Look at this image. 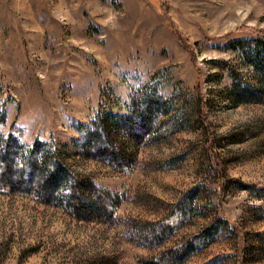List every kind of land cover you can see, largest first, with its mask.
<instances>
[{"label": "rangeland", "instance_id": "1", "mask_svg": "<svg viewBox=\"0 0 264 264\" xmlns=\"http://www.w3.org/2000/svg\"><path fill=\"white\" fill-rule=\"evenodd\" d=\"M251 28L264 0H0V264H160L213 224L182 264H264V194L245 186L264 185V92L236 87L251 81ZM100 128L123 166L85 140ZM51 156L118 193L110 218L35 197ZM191 194L187 221L153 235Z\"/></svg>", "mask_w": 264, "mask_h": 264}, {"label": "trees", "instance_id": "2", "mask_svg": "<svg viewBox=\"0 0 264 264\" xmlns=\"http://www.w3.org/2000/svg\"><path fill=\"white\" fill-rule=\"evenodd\" d=\"M251 32L258 33L257 36L249 39H239L242 44L239 46L241 55L246 58L245 64L247 71L251 77V81L247 84L236 87H241V90L251 92L254 87L256 89H262L264 92V28H251ZM178 36H181L178 34ZM186 45L189 44L188 40H185ZM251 83V84H250ZM198 86V83H196ZM195 86V87H196ZM264 97H257L256 99H263ZM146 100H142V105L145 106ZM202 107L205 110L207 103H202ZM205 123V119H203ZM100 134H96L94 131H87L85 133V140L87 142L96 143L103 146V153L99 157L108 164L114 166H123V162L120 158L113 156V145L107 138L104 129H99ZM97 147V146H96ZM33 149L34 146L32 145ZM30 150V152L23 158L21 162V172L19 180L29 187V192L32 190V172L37 169V152L36 150ZM49 149L56 150V146L53 141L49 142ZM105 151V152H104ZM104 154H107L106 156ZM122 157V152L118 154ZM10 155L5 153L0 154V185H9L8 179L10 177L8 164ZM42 179L38 185V189L35 190V197L43 202L59 203L63 210L68 212L71 216L76 218H96L100 220H106V217L113 214L116 205L118 193L113 190L98 185L95 181H91L84 178L77 171L67 170L63 167L61 160L57 157L51 156L49 161L45 164L41 170ZM240 183V182H239ZM243 185L242 183H240ZM247 186L254 193L264 194V185L256 186L255 184H248ZM22 188V186H21ZM20 188V189H21ZM25 188L23 187V190ZM39 193H42L40 196ZM96 209H100V213L96 212ZM193 208V195L183 196L179 199L177 206L170 211L159 223H156L155 230L152 229L153 235L163 236L167 235L177 227L185 223L188 219L189 213ZM258 210L264 215V202L257 205ZM108 219V218H107ZM216 225L213 224L208 228L194 234L193 236L186 238L173 247V250L169 251V255H162L160 264H182L183 261L189 257L197 247L204 243L211 241L215 235ZM165 237V236H164ZM240 259V256L238 257ZM213 259L207 260L202 264H211Z\"/></svg>", "mask_w": 264, "mask_h": 264}]
</instances>
